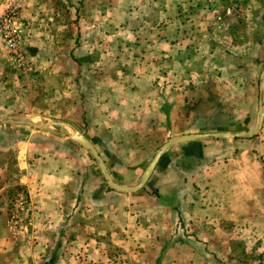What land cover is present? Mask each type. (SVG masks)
<instances>
[{
	"label": "rangeland",
	"instance_id": "obj_1",
	"mask_svg": "<svg viewBox=\"0 0 264 264\" xmlns=\"http://www.w3.org/2000/svg\"><path fill=\"white\" fill-rule=\"evenodd\" d=\"M162 1L0 0V14L9 4L21 7L23 49L31 67L22 73L0 45V116L71 124L97 150L112 179L125 186L137 180L170 137L250 130L264 66V0L242 5L241 0H195L199 23L192 16V0H176L170 10ZM175 3L182 9L178 14ZM156 49L165 55L161 60ZM83 56L87 61L75 67V59ZM154 77L157 91L165 86L171 122L184 114L166 132L138 125L139 116L128 104L135 79ZM82 105H88L87 111ZM102 115L99 127L96 119ZM257 136L222 140L226 142L218 148L200 141L196 146L202 155L190 148L195 144L171 147L150 180L130 195L139 198L130 202L109 196L117 194L105 185L87 152L56 136L67 141L64 148L71 157L83 161L75 179L72 174L65 180V191L78 192L81 183L90 195L83 200L85 211L99 209L83 217L93 242L63 243L73 214L64 221V215L32 213L27 196V212L18 234L11 236L6 221L13 197L21 191L9 188L1 198L0 264H264V189L248 180L244 195L234 197L231 184L223 182L224 160L231 156L237 170L248 167L244 175L234 173L235 178L255 179L262 152ZM185 161L189 169L182 174L178 165ZM0 162H6L11 176L14 150L0 148ZM53 218L59 227L50 229L46 221L53 226Z\"/></svg>",
	"mask_w": 264,
	"mask_h": 264
},
{
	"label": "crops",
	"instance_id": "obj_2",
	"mask_svg": "<svg viewBox=\"0 0 264 264\" xmlns=\"http://www.w3.org/2000/svg\"><path fill=\"white\" fill-rule=\"evenodd\" d=\"M174 1L176 0H163L162 4H165L166 9L170 10L171 3ZM242 1L245 0H241V4L239 2L240 5H242ZM191 4L193 7L195 0H192ZM178 5L176 3L174 4L177 14L182 10ZM245 9L243 11H246ZM196 10L197 9L194 10V7L192 8V16L197 17V22L199 23L200 14H196ZM160 51L161 49H156V53L160 56L161 60V58H163L165 55H163ZM142 74L146 75L144 72H142ZM159 80L162 84V80L164 79L160 77ZM135 81L138 83L129 94L131 99L128 101V104L130 105V111L135 112L137 118L139 116L138 125H143L142 127L149 126L148 131L152 133L161 131V128H163L166 132L167 127L172 129V127L175 126L174 123L176 120L181 121V119L184 118V114H182L181 118L175 119L173 123L171 122L172 118L170 119L169 117L170 113L168 112L167 106V94L163 95L162 93V89L165 86H159V90L157 91L155 83L158 80L155 77L146 81L141 78L135 79ZM87 107L88 105H84V107L82 105V109L84 111H87ZM102 117L103 115L99 117V122L96 119L99 127L100 123L102 122ZM12 136H15L14 140L10 139ZM56 136L57 135L51 133L46 134L42 131H39L38 129L26 126L0 127V148L9 146L10 149L12 148L14 150L15 154V169L13 172H11V176L6 174V162L4 164L0 162V214H3V208L5 206V204L3 206L1 203V198L4 197L3 192L5 190L7 191L9 188H20L19 191L28 197V208L31 209L32 213L35 212L41 215H53L55 218H60L61 215H64V221L68 219L69 214H73L67 221L65 229L70 232L67 234L65 240L62 239L63 243L72 246H83V243H85L86 245L90 246L93 242L92 238L90 237L91 235L89 234L90 227H88V222L83 221V217L86 215H95L99 209L94 207L89 209V211H85L83 208V200H88L90 195L88 190L83 189V185L81 183H79L78 192L65 191V183L68 182L65 180L71 179L72 174L75 179L77 172H80L83 167V161L82 159L71 157L69 150L64 148L68 144L67 141H61V139H58ZM257 138L262 139V152L259 154V158H257L258 163L256 164L255 168L257 171V173H255V179L235 178L234 173L237 174L239 172L240 175H244L247 173L248 167L240 166L237 170L236 167L230 163L234 161L232 160V156L224 160L227 161L228 164H226L224 168L223 182L231 184L229 192H232L234 197L244 195V192L247 190L246 188L248 180L257 182L256 186L259 187L261 191L264 189V118L262 127L255 140ZM235 140L237 139H232L229 142H234ZM198 142L200 141L183 144H195L191 145L192 147L190 148L199 150L202 155L204 153L201 151V147H198ZM202 142H207L218 148L221 146V142L226 141L208 140ZM60 144L63 146V148L61 151H57L56 147ZM196 144L198 146H196ZM5 150H7V148ZM244 152L245 151L242 153L240 152V160L244 158ZM178 156H180V154H178ZM1 168H3V170ZM178 169L182 174L188 173L187 171L189 169V163L185 161L182 165L179 164ZM153 172L151 173L150 178L153 175ZM56 177H60L58 181L54 180ZM61 177H63V179H61ZM50 178L53 181H50ZM150 178L148 180H150ZM94 180H98V178L95 177ZM48 182L50 183L49 186L46 185ZM56 188L59 189L58 192L53 191V189ZM116 194L117 195L109 194V196H117L116 201L120 202H130L139 198V196L130 197L131 194H127L128 196H126V194ZM100 214L104 215V211H101ZM108 214H113V212H109ZM55 218L52 220V222H55L53 226L50 225L48 222L49 220L46 221V226L48 228L54 229L59 227L56 225L58 221L56 222L54 220Z\"/></svg>",
	"mask_w": 264,
	"mask_h": 264
},
{
	"label": "water",
	"instance_id": "obj_3",
	"mask_svg": "<svg viewBox=\"0 0 264 264\" xmlns=\"http://www.w3.org/2000/svg\"><path fill=\"white\" fill-rule=\"evenodd\" d=\"M264 118V66L258 75L257 84V104L254 123L250 130L239 132H203V133H189L176 135L168 138L162 145H160L154 152L150 161L137 178V180L129 186L116 183L112 177L110 170L104 163L100 155L90 141L80 133L71 124L59 120H47L43 118L30 117L21 114L3 115L0 116V126H26L38 129L47 133L57 135L76 142L80 145L93 160L98 171L100 172L105 185L111 190L119 194H133L141 190L155 166L157 165L160 157L171 147L183 143L208 141V140H232V139H250L255 137L260 131ZM37 120L33 122V120ZM54 127H63L65 132L58 131Z\"/></svg>",
	"mask_w": 264,
	"mask_h": 264
},
{
	"label": "built area",
	"instance_id": "obj_4",
	"mask_svg": "<svg viewBox=\"0 0 264 264\" xmlns=\"http://www.w3.org/2000/svg\"><path fill=\"white\" fill-rule=\"evenodd\" d=\"M21 11L19 5L9 4L0 14V45L17 69L21 70L22 73H30L31 67L26 60L20 31ZM27 205L24 193L18 192L14 195L6 221L7 231L11 236L18 234L17 231L22 224L21 215L26 214Z\"/></svg>",
	"mask_w": 264,
	"mask_h": 264
},
{
	"label": "trees",
	"instance_id": "obj_5",
	"mask_svg": "<svg viewBox=\"0 0 264 264\" xmlns=\"http://www.w3.org/2000/svg\"><path fill=\"white\" fill-rule=\"evenodd\" d=\"M25 54H26V53H25ZM86 61H87V57H85V56H83V57H79V58H76V59H75V62H76L75 67H78L80 63H82V62H86ZM181 165H182V164H181ZM52 261H54V259H51L50 262H52Z\"/></svg>",
	"mask_w": 264,
	"mask_h": 264
},
{
	"label": "bare ground",
	"instance_id": "obj_6",
	"mask_svg": "<svg viewBox=\"0 0 264 264\" xmlns=\"http://www.w3.org/2000/svg\"><path fill=\"white\" fill-rule=\"evenodd\" d=\"M36 121H37V120H35V119L33 120V122H36Z\"/></svg>",
	"mask_w": 264,
	"mask_h": 264
}]
</instances>
